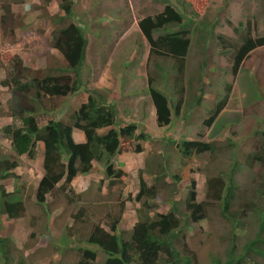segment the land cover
<instances>
[{
	"label": "rangeland",
	"instance_id": "rangeland-1",
	"mask_svg": "<svg viewBox=\"0 0 264 264\" xmlns=\"http://www.w3.org/2000/svg\"><path fill=\"white\" fill-rule=\"evenodd\" d=\"M16 2V0H9ZM12 3L15 20H9L14 33H2V6L5 0H0V125H19L13 118L14 109L27 105L34 94L29 89L22 92L1 84L9 74L17 76L22 83H29L33 76L55 73L57 67L66 66L62 53L53 47L54 31L60 27L55 23L57 14H64L59 8L60 0H51L48 4L44 0H17ZM179 9H184L182 2L187 3V18L199 24L205 20L214 25L207 43L195 33L192 37L190 54L186 61L187 92L183 94L185 100L191 104L199 78L204 83V95L201 105L196 106L186 117L187 103H182L181 113L172 116V123L166 127H159L156 121V108L149 93V80L160 89L171 95L177 92L174 82L178 71L174 58H161L164 67L154 66L150 58V43L143 34L139 21L164 10L165 4L161 0H75L74 20L86 28L88 37L87 58L81 70V90L75 95L66 97L43 98L38 104L37 121L44 125L50 118L61 117L68 119L69 115L88 99L89 90H99L109 102H117L120 124L135 122L137 133L149 132L154 138L152 142L142 141L144 151H134L132 141L124 140L129 146L120 154L119 164L126 172L122 181L113 186L123 197L136 194L139 188L138 172L148 163L163 159L171 173L180 174L182 181L177 191L165 188L161 191L157 203L159 212H169L175 200L180 209L185 210V201L191 189L193 180L196 182L197 201H208L206 217L197 222H191L190 229L176 239V246L181 253L190 258V262L183 264H213L212 257L218 256L226 261L227 252L235 244L236 253L245 251L247 243L256 238L258 232L263 231L264 224L258 208H252L249 199L256 198L258 171L251 168L248 156L258 149L261 137L258 130L264 129V46L258 47L246 58L237 76L232 73L235 49L241 36L250 33L253 36H264V0H171ZM198 13V15H197ZM71 22V19L68 23ZM193 25V26H194ZM204 63V69H202ZM195 85V91L189 90L188 83ZM231 86L230 98L226 108L214 126L203 127V120L211 114L216 101L226 94V86ZM187 93H191L188 95ZM19 104V106H18ZM41 104V105H40ZM37 106V104H36ZM175 111V110H174ZM204 130V140L215 141L219 150L215 154L205 153L185 160L172 145L183 138L197 139L199 130ZM116 127V125L114 126ZM111 127H108L109 130ZM118 128V127H116ZM74 136L81 135L78 130ZM76 134V135H75ZM137 141H134L136 144ZM1 151L14 155L19 159L20 166L15 170L20 175L5 179L7 189L14 190L15 185L23 186V197L26 210L18 218H9L3 214L0 219V236L7 240L13 256L8 264H77L80 251L79 246L96 248L98 259L96 264H103L105 254L98 246L79 243L77 235L86 225L76 224L74 214L81 204H90L97 200L88 197L98 195L100 179L105 177L101 172V164H96L92 176L76 178L73 182V197L76 203L70 202L65 193L56 189L47 196L48 211L43 210L36 201L35 187L43 173L44 144L39 143L37 156L32 159L28 155H15L11 140L0 134ZM237 165L235 180L238 185L237 200L234 210L243 209L245 226L240 227L234 234L230 223L220 212V200L207 198L208 177L216 176L221 171H228ZM157 165L154 164V168ZM99 172V173H98ZM144 177L149 184L155 181L151 172H145ZM169 182L171 179L168 177ZM104 188L100 190L102 202L113 203L107 194L111 190L106 179ZM92 182V183H91ZM94 183V184H93ZM92 184V185H91ZM172 186V184H170ZM12 189V190H11ZM87 196V197H86ZM114 201L121 200V194L111 197ZM118 199V200H117ZM107 200V201H106ZM257 206L264 204L261 198L255 199ZM139 204L128 201L119 226L126 230V235L137 220L136 207ZM239 206V207H238ZM261 215V216H260ZM101 215H91L89 224ZM264 218V217H263ZM103 220V217H102ZM98 221V220H97ZM264 222V220H263ZM105 225V224H104ZM106 228L108 226L105 225ZM109 229V228H108ZM83 233V232H82ZM261 245V244H259ZM4 244H2V247ZM257 255L250 252L249 257L241 264H253ZM251 258L249 261L248 259ZM264 260V258H260ZM0 256V264H2ZM264 264V262H261Z\"/></svg>",
	"mask_w": 264,
	"mask_h": 264
},
{
	"label": "trees",
	"instance_id": "trees-1",
	"mask_svg": "<svg viewBox=\"0 0 264 264\" xmlns=\"http://www.w3.org/2000/svg\"><path fill=\"white\" fill-rule=\"evenodd\" d=\"M5 1L2 6L4 10L2 33L4 35L15 32V26L13 24L11 27L9 20H15L12 3H18L17 0L16 2ZM44 1L48 4L51 0ZM161 1L165 4L164 10L142 18L139 26L150 43V58L154 66L162 69L164 65L160 62L161 58H174L179 68L174 79L177 92L173 91L171 95L157 87L153 82L154 78L149 80V93L156 108L158 125L166 127L172 123L174 112L177 116L181 113L183 101L191 105L190 109L186 110V117L191 110L201 105L204 95V88L201 85L204 83L202 77L199 78L201 84L196 88L200 90V93L194 94L193 102L190 104L182 97L187 92L186 61L190 54L193 35L197 33L207 43L214 25L205 20L194 25L192 19L187 18V3L185 2H182L184 9H179L171 0ZM74 6L75 0H60L59 8L64 14L55 16V23L60 27L54 31L53 47L62 53L66 66L56 67L55 73L42 76L36 74L29 83H22L19 77H11L10 74L2 80V85L12 87L13 90L16 88L26 92L29 89L34 97L30 101V108H27V105L19 106L18 104V109H14L12 116L20 124L0 125V134L11 140L12 149L19 157L28 155L34 159L37 156L39 143L43 142V173L35 187V193L37 203L45 211H48L47 196L56 189L65 193V197L70 202L76 203L77 199L73 197V182L78 176L90 174L94 170V164L95 166L101 164L105 177L100 180V183L103 184L106 179L109 180L111 190L107 198L113 200L110 201L113 203L102 202L105 200L100 197L103 184L97 191L98 195L88 197V200L98 199L97 202L81 204L74 214V220L76 224H87L86 228H83L77 235L78 242L98 246L106 256L103 264H183V262H190L188 255L184 256L177 248L176 239L186 228L190 229L191 222H197L206 217L208 201L198 202L196 200V182L193 180L184 204L185 210L180 209L173 199H170L172 207L169 212L163 213L157 210V203L154 200L158 198L161 191L170 187L177 191L182 181L180 174L171 173L166 160L163 159L162 152H160L161 160L157 161L158 156H156V162L148 163L145 168L139 170V188L136 194L123 197V192L119 191L121 200L114 201L115 199L111 198L119 194L118 189L116 192L113 186L118 181L124 184L123 178L126 172L119 164L120 154L123 150L129 149V146L123 144L124 140L132 141L134 151L141 152L145 149L142 141H153L151 133L144 131L137 133L138 125L135 122L120 124L117 102H109L106 96L97 89L89 90L88 99L73 111L68 119L50 118L44 125L37 121L39 101L45 97L75 95L84 85L81 70L87 58L88 37L85 26L74 20ZM70 19L71 22L68 23ZM261 46H264L263 35L256 37L247 33L241 36L234 54L232 66L234 76L238 75L244 61L252 51ZM201 67L204 69V63ZM188 85L191 93L192 90L193 92L196 90L192 82ZM225 89L224 97L216 101L209 117L203 120V127L214 126L226 108L231 86L227 84ZM191 93L187 94L191 95ZM115 125L118 128L114 127ZM202 126L197 139L183 138L179 142L172 140L171 144L176 146L185 160L205 153L218 152L219 147L214 140L207 141L202 138L205 134ZM108 127L111 128L107 130ZM76 129L84 133V141L78 142L75 139ZM257 134L261 140H259L258 149L248 156V163L251 168L254 166L258 171L256 178H259L260 183L255 187L256 194L253 196L256 197L255 199L259 198L258 201H260L261 198L264 200V129L258 130ZM134 141H137L136 144ZM1 149L0 145V219L3 214H7L9 218H18L26 210L23 197L24 187L15 185L14 190L10 191L3 181L8 178H14L15 181L20 179V175L15 172L20 162L14 155L4 153ZM236 171L237 165L233 164L228 171H221L216 176L208 177L206 194L210 200H220L221 215L230 223L234 234L238 228L245 226L243 219L246 216L243 209H233L238 190L235 180ZM145 172H151L155 177L152 184H149L144 177ZM168 177L171 182L166 180ZM251 199L248 205L250 203L252 208H258L264 224V204L258 207L256 200L252 197ZM128 201L139 204L136 207L137 220L129 236L126 235V230L119 226ZM91 215L95 217L101 215L103 220L101 217L100 220L96 219L89 224ZM263 227L262 225L261 229ZM2 244H4L3 247ZM9 246V242L0 236L2 264H8L13 256ZM235 249L234 244L227 252V259L224 262L218 256L212 257L213 264H241L249 257L250 252L257 254L252 263L261 264L264 262L260 259L264 258L263 231L258 232L256 238L246 244L245 251L236 253ZM78 250L80 256L77 264H96L99 250L89 246H79Z\"/></svg>",
	"mask_w": 264,
	"mask_h": 264
},
{
	"label": "crops",
	"instance_id": "crops-1",
	"mask_svg": "<svg viewBox=\"0 0 264 264\" xmlns=\"http://www.w3.org/2000/svg\"><path fill=\"white\" fill-rule=\"evenodd\" d=\"M76 133V132H75ZM78 134L79 135H81V137H79L78 139L75 137V139L77 140V141H79V142H82V141H84L85 140V136H84V133H82L81 131H79L78 130ZM76 135V134H75ZM119 159H120V156H119ZM95 164H94V170H95ZM93 170V171H94ZM93 171L90 173V174H88V175H85V176H83V175H81V176H78V178H80V177H88V176H92L94 173H93ZM99 172H101L103 175H104V171H103V167H101V171H99ZM98 172V173H99ZM94 176V175H93ZM102 179H104V178H101L100 180H102ZM109 181V180H108ZM105 182H107L106 180H105ZM105 182L103 183V184H101V186H102V188H104V186H105ZM92 183V182H91ZM94 184V183H93ZM92 185V184H91ZM12 190V189H11Z\"/></svg>",
	"mask_w": 264,
	"mask_h": 264
},
{
	"label": "clouds",
	"instance_id": "clouds-1",
	"mask_svg": "<svg viewBox=\"0 0 264 264\" xmlns=\"http://www.w3.org/2000/svg\"><path fill=\"white\" fill-rule=\"evenodd\" d=\"M155 106V105H154ZM157 115V114H156ZM156 121H157V117H156ZM158 123V122H157ZM158 125V124H157ZM159 126V125H158ZM160 127V126H159ZM76 130H78V129H76ZM75 130V131H76ZM75 131H74V133H75ZM80 131V130H79ZM82 132V131H81ZM83 133V132H82ZM85 136V135H84ZM75 137V136H74ZM190 139H192V138H190ZM79 142V141H78Z\"/></svg>",
	"mask_w": 264,
	"mask_h": 264
}]
</instances>
